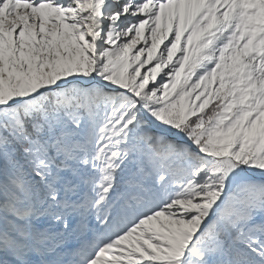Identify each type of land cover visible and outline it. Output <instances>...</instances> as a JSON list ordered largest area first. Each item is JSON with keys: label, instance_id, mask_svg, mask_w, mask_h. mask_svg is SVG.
<instances>
[{"label": "snow or ice", "instance_id": "snow-or-ice-1", "mask_svg": "<svg viewBox=\"0 0 264 264\" xmlns=\"http://www.w3.org/2000/svg\"><path fill=\"white\" fill-rule=\"evenodd\" d=\"M0 264H264V0H0Z\"/></svg>", "mask_w": 264, "mask_h": 264}]
</instances>
